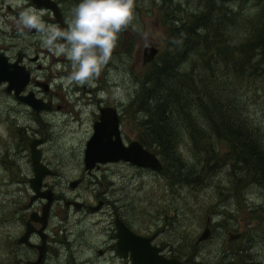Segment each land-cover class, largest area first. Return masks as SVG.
Instances as JSON below:
<instances>
[{"label":"rangeland","instance_id":"obj_1","mask_svg":"<svg viewBox=\"0 0 264 264\" xmlns=\"http://www.w3.org/2000/svg\"><path fill=\"white\" fill-rule=\"evenodd\" d=\"M58 1L66 10L67 20L80 2ZM18 3L25 4L26 0H0V51L9 59L22 49L27 55H38L40 69L25 58L30 77L20 93L30 90L34 96L49 100L50 105L35 111L5 90L6 81L0 82V264L20 262L10 261L13 250L17 259L33 251L16 240L28 212L39 211L44 201L36 198L25 208L32 192L27 181L32 175L28 151L31 138L39 139L36 146L40 161L49 167L42 182L54 193L43 227L48 241L41 264H130L113 245L114 213L132 230L152 234L153 243L166 244L165 253L187 264H264V185L251 174L244 178L238 165L231 166L233 158L225 141L212 135L210 142L216 154H201L182 127L178 150L184 165L180 178L173 176L171 163L162 171L121 160L100 163L90 171L83 165V148L100 105H111L118 111L122 141L140 140L145 116L128 101L136 77L153 66L151 60L141 63V47L146 45L143 34H148V44L157 46L159 62L158 56L170 43L169 29L163 21L186 16L198 7L196 0H135V30L130 25L119 34L111 59L101 74L85 85L68 82L69 62L43 47L38 33L18 30V15L6 7L10 4L14 8ZM233 10L253 17V21L258 4L255 0H238ZM36 11L43 13L46 23L56 25L51 13ZM247 25L250 23L244 26V33ZM34 78L46 82L48 89L34 83ZM232 89L264 148V76L234 80ZM145 141L148 139L141 143L146 148L157 149ZM156 154L163 161L162 155ZM188 171L190 174L184 176ZM74 178L79 181L70 187L68 181ZM101 198L104 202L97 209L86 207ZM70 200L82 202L84 207L64 204ZM206 218L210 234L196 242ZM228 231L239 235L228 238ZM32 240L39 241V237L33 234ZM97 247L104 251L97 254Z\"/></svg>","mask_w":264,"mask_h":264},{"label":"trees","instance_id":"obj_2","mask_svg":"<svg viewBox=\"0 0 264 264\" xmlns=\"http://www.w3.org/2000/svg\"><path fill=\"white\" fill-rule=\"evenodd\" d=\"M236 1L196 0L198 7L186 16L165 19L170 43L159 62L155 55L153 66L136 77L128 104L145 116L138 141L148 139L162 155L163 161L153 150L161 161L159 171L172 164L173 176L183 173L178 150L183 127L201 154H216L212 135L225 141L231 166L264 185V148L232 89L234 80L264 76V0H255L253 21L233 10Z\"/></svg>","mask_w":264,"mask_h":264},{"label":"water","instance_id":"obj_3","mask_svg":"<svg viewBox=\"0 0 264 264\" xmlns=\"http://www.w3.org/2000/svg\"><path fill=\"white\" fill-rule=\"evenodd\" d=\"M36 6H43L51 10L53 18L62 26L58 5L54 0H31ZM158 48L155 44H147L141 47V63H146L153 59ZM20 61V54L17 53L13 60L0 51V82L6 81L5 90L12 91L14 96L28 103L35 111L49 107V101H44L40 97L33 95L32 91L21 94V89L26 85L30 77L29 69ZM43 90H46L47 83H40ZM93 131L85 142L83 149V164L85 168H90L95 162L106 161H126L140 167H147L153 170L161 169V161L156 154L144 147L137 139H131L127 142L122 141L119 131L118 111L114 106L104 105L99 108L97 119L92 123ZM39 139L32 138L28 142L29 157L32 166V176L28 178V183L32 189L27 205L36 198L42 197L39 212L31 211L28 214L27 222L24 225L22 233L17 241L26 243L28 235L34 230L30 221H37L40 225L35 229L40 237L37 244V256L34 259H27L19 264H37L40 260L42 250L44 249L46 232L43 227L46 223V216L49 210V204L52 199V191L49 188L40 189L41 178L48 168L40 161V151L36 144ZM76 180L69 182L75 185ZM67 203V202H66ZM73 204H77L72 201ZM99 206V202L92 205L91 209ZM115 249L121 254L129 255L131 264H187L176 256L165 257L160 253V246L150 243L148 236L137 234L132 231L120 218H113ZM210 234L208 218L201 231L196 236V242L205 239ZM238 232H227L228 238H235ZM100 252V250H98Z\"/></svg>","mask_w":264,"mask_h":264},{"label":"clouds","instance_id":"obj_4","mask_svg":"<svg viewBox=\"0 0 264 264\" xmlns=\"http://www.w3.org/2000/svg\"><path fill=\"white\" fill-rule=\"evenodd\" d=\"M135 0H80L71 10L65 27L48 24L43 13L25 8L16 21L20 32L39 34L43 47L70 64L67 80L71 84H90L109 62L119 34L135 20ZM148 44V34H143Z\"/></svg>","mask_w":264,"mask_h":264},{"label":"flooded vegetation","instance_id":"obj_5","mask_svg":"<svg viewBox=\"0 0 264 264\" xmlns=\"http://www.w3.org/2000/svg\"><path fill=\"white\" fill-rule=\"evenodd\" d=\"M55 2H56V4L58 5V9H59V11H60V18L62 19V22H63V24H62V26L61 27H65L66 25H65V21L67 20V15H66V10L64 9V7H62L61 8V6H60V4H59V1L58 0H54ZM28 5H32L33 6V8L35 9V10H45V11H47V12H49V13H51V10L50 9H48V8H45V7H43V6H36L31 0H26V3L24 4V3H18V4H16V5H14L13 4V6H14V8L10 5V4H7L6 5V7H7V9L11 12V13H14V14H19V12L20 11H22L23 9H25V8H27V6ZM52 14V13H51ZM53 16V15H52ZM53 20H55L54 18H53ZM17 21V20H16ZM55 22H56V25H58V22L55 20ZM32 32H34V31H32ZM31 32V33H32ZM19 52V54H20V63H22V64H24L26 67H27V65H28V63H26L25 62V58H27V60H30L32 63H34V65H35V67L37 68V69H40L41 68V64L38 62V55L36 54V53H34L32 56H30V55H27V53H26V51L24 50V49H22V50H17V51H15V55H14V57L12 58V59H9V57L7 56V58L9 59V60H13L15 57H16V55H17V53ZM28 69L30 68V66H28L27 67ZM29 71H30V69H29ZM33 82L34 83H36V84H40V83H46V82H44V81H41V80H38V79H35L34 78V80H33ZM48 89V85H47V88H46V90ZM46 101H49V100H46ZM49 105H50V101H49ZM102 106H104V105H100V106H98V113H99V108L100 107H102ZM98 113H97V116H98ZM97 116H96V118L95 119H97ZM95 119H93L92 120V123H93V121L95 120ZM92 131H93V128H92ZM92 131L90 132V135H91V133H92ZM89 135V136H90ZM82 136V135H81ZM88 136V137H89ZM88 139V138H87ZM86 142V141H85ZM39 149V148H38ZM84 149V148H83ZM100 163H104V162H95L94 163V165L92 166V167H90V168H85L87 171H90V169L91 168H95V167H97ZM44 164V163H43ZM45 165V164H44ZM84 165V164H83ZM46 166V165H45ZM47 168H48V170L45 172V173H47L48 171H49V167L48 166H46ZM33 172V171H32ZM44 173V174H45ZM43 174V175H44ZM32 176V175H31ZM43 177V176H42ZM29 178V177H28ZM72 180H76V183H75V185H70L69 184V182L70 181H72ZM27 181H28V179H27ZM78 181H79V179L78 178H74V179H71V180H69L68 181V185L70 186V187H74V186H76V184L78 183ZM30 186V185H29ZM44 188H49L51 191H52V189H51V187H48V186H46L45 185V183H43L42 182V178H41V184H40V189H44ZM32 190V189H31ZM31 194H32V192H31ZM30 194V195H31ZM29 195V196H30ZM54 196V193H53V191H52V197ZM29 198V197H28ZM36 198H42V197H36ZM36 198H34V199H36ZM33 199V200H34ZM43 199V198H42ZM32 200V201H33ZM32 201L30 202V204H28L27 206H25V208H28L29 206H31V204H32ZM72 201H74V202H76L77 204H73L72 203ZM67 202V203H66ZM69 202H71L75 207H84V203H82V202H79V201H76V200H70V201H64V204H68ZM99 202V206L98 207H100V205H102L103 204V202H104V198H101V199H98V200H96L95 201V203H88V204H86V207L88 208V209H90V210H94V209H91V207H92V205H95L96 203H98ZM71 203H69V204H71ZM97 207V208H98ZM97 208H95V209H97ZM39 209H40V207H39ZM31 211H36V212H39V211H37V210H30L29 212H31ZM29 212H28V214H29ZM28 214H27V217L25 218V220H24V225H25V223L27 222V218H28ZM48 214V213H47ZM115 216H117L115 213H114V217ZM113 217V218H114ZM118 217V216H117ZM46 218H47V216H46ZM118 218H120V217H118ZM121 219V218H120ZM122 220V219H121ZM123 221V220H122ZM124 222V221H123ZM125 223V222H124ZM30 224H31V226H32V228L34 229L29 235H28V238H27V242L26 243H21V242H19V243H21V244H24V245H26V246H28V247H31L32 248V253H25V254H23L22 255V257L21 258H18L17 259V256H16V254H15V252L16 251H14L13 250V252L11 253L12 255H13V257L10 259V261L12 260V261H20L19 263H21V262H23L24 260H27V259H34V258H36V256H37V254H38V252H37V244L40 242V237H39V235H38V233L35 231V229H37V227H38V222L37 221H30ZM126 224V223H125ZM127 225V224H126ZM128 226V225H127ZM129 227V226H128ZM130 228V227H129ZM131 229V228H130ZM132 230V229H131ZM132 231H134V230H132ZM134 232H136V231H134ZM137 234H140V235H144V236H148L149 238H150V243H152V244H155V243H153V235L152 234H143V233H138V232H136ZM37 235L38 237H39V241H34V240H32V235ZM18 238V237H17ZM48 234L46 233V237H45V243H44V249L42 250V254H41V256H40V260H39V262L37 263V264H41L42 262H43V260H44V257H45V254L47 253V241H48ZM17 240V239H16ZM18 242V241H17ZM113 245H114V247H115V240H114V243H113ZM156 245H158V244H156ZM160 246V245H159ZM164 246H166V244H164V245H161L160 246V253L162 254V255H164L165 257H168V256H173V255H168L167 253H165L164 252ZM98 250H100V252H98ZM116 250V249H115ZM95 251H96V253L97 254H101L103 251H104V248H100V247H97L96 249H95ZM11 254L9 255V256H11ZM121 255V254H120ZM121 256H124V258L126 257V258H128V260H129V262H130V259H129V255L128 254H125V255H121ZM1 262L3 263V262H5V260H3V259H1ZM18 263V264H19ZM131 264V263H130Z\"/></svg>","mask_w":264,"mask_h":264},{"label":"bare ground","instance_id":"obj_6","mask_svg":"<svg viewBox=\"0 0 264 264\" xmlns=\"http://www.w3.org/2000/svg\"><path fill=\"white\" fill-rule=\"evenodd\" d=\"M228 5H229V4H228ZM168 15H169V14H168ZM174 17H175V16H174ZM170 18H171V17H169V19H170ZM88 91H89V90H88ZM68 102H69V101H68ZM67 104H68V103H67ZM68 106H69V105H68ZM82 106H83V105H82ZM70 107H71V106H70ZM70 107H69V108H70ZM70 110H71V108H70ZM62 111H63V110H62ZM59 112H60V111H59ZM56 113H57V112H56ZM62 114H63V113H62ZM57 115H58V114H57ZM67 115H68V114H67ZM61 117H62V116H61ZM54 119H55V118H54ZM62 120H63V119H62ZM84 120H85V119H84ZM52 121H53V120H52ZM57 121H58V120H57ZM74 121H75V120H74ZM59 122H60V121H59ZM59 122H58V123H59ZM68 122H69V120H68ZM70 122H71V121H70ZM53 123H54V122H53ZM56 123H57V122H56ZM71 123H72V122H71ZM75 123H76V122H75ZM78 123H79V122H78ZM59 124H60V123H59ZM65 126H66V125H65ZM59 127H60V126H59ZM77 127H78V125H77ZM64 128H65V127H64ZM58 129H59V128H58ZM54 130H55V129H54ZM71 130H72V129H71ZM83 130H84V129H83ZM69 131H70V130H69ZM75 131H77V130H75ZM64 132H65V130H64ZM66 132H67V131H66ZM71 132H72V131H71ZM71 132H70V133H71ZM61 133H62V132H61ZM53 134H55V133H53ZM53 134H52V135H53ZM59 135H60V134H59Z\"/></svg>","mask_w":264,"mask_h":264}]
</instances>
